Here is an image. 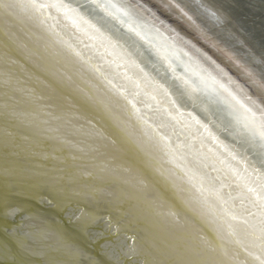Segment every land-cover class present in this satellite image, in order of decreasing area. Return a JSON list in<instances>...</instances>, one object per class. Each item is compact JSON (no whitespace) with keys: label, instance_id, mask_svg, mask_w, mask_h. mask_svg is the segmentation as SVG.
I'll return each instance as SVG.
<instances>
[{"label":"water","instance_id":"95a60500","mask_svg":"<svg viewBox=\"0 0 264 264\" xmlns=\"http://www.w3.org/2000/svg\"><path fill=\"white\" fill-rule=\"evenodd\" d=\"M201 1L207 4V7L204 5L206 9L189 0H103L109 6L114 5L113 10L128 13L126 19L138 36L117 31L114 22H99L115 38L132 43L134 49L127 42L125 45L161 82L168 81L169 73L149 47L169 59L177 72L203 78L210 87L223 83L233 89L242 88L264 101V0ZM69 2L90 17L97 15L91 0ZM249 63L254 67V71L251 69L254 74L247 67ZM11 102L14 103L10 93L0 89V172L8 169L14 173L10 178L0 176V204L7 200L9 204L23 207L26 212H36L40 221H27L23 217L0 220V264H70L68 246L80 250L79 264H158L148 245L139 239V244L132 242L131 235L136 232H129L132 224L127 213L121 212L111 224L106 217L95 213L96 223L87 229L83 227L77 216L81 209L89 212L86 209L90 208L91 198L84 187L91 182V176L83 175L71 163L68 164L60 149L38 130L40 123L35 118L31 117L32 121L22 119V128L26 131L20 130L15 120L24 116ZM47 133L52 134V131ZM23 140L27 142V148L23 147ZM28 148L36 156V153H47L50 158L38 161ZM52 156L56 159L53 160ZM36 164L43 165V170L52 169L48 176L59 178L66 199L61 201L53 196L54 206H50L37 204L29 198L33 195L32 185L36 180L30 178L25 169ZM9 182L13 185L10 189L6 187ZM70 190H76L80 195H71ZM45 194L52 195L47 191ZM40 222L51 230L42 235ZM4 227L8 231L3 230ZM13 227L17 231L10 236ZM183 227L181 224L174 226L178 230ZM17 240H23L27 249L18 248ZM261 243L264 245V240ZM130 249H136L135 253H129ZM259 249L264 254V249Z\"/></svg>","mask_w":264,"mask_h":264},{"label":"bare ground","instance_id":"6f19581e","mask_svg":"<svg viewBox=\"0 0 264 264\" xmlns=\"http://www.w3.org/2000/svg\"><path fill=\"white\" fill-rule=\"evenodd\" d=\"M28 4L29 0H0V89L10 93L11 103L24 116L15 120L20 130L26 131L22 119L35 118L38 130L68 164L91 176V182L83 178L88 181L84 188L95 211L87 206L86 210L110 218V224L121 212L130 215L129 232H136L132 242L139 244V239L148 245L158 264H260L256 255L263 258L259 247L264 245L251 230L237 228L225 237L189 211L186 197L164 178L160 154L130 119V105L114 97L94 69L59 48L33 18ZM247 67L254 71L250 63ZM50 130L52 134L47 133ZM28 149L33 158L42 160L41 153L35 152L36 156ZM150 210H167L184 227L151 226L145 222Z\"/></svg>","mask_w":264,"mask_h":264},{"label":"clouds","instance_id":"9594fccd","mask_svg":"<svg viewBox=\"0 0 264 264\" xmlns=\"http://www.w3.org/2000/svg\"><path fill=\"white\" fill-rule=\"evenodd\" d=\"M91 2L93 17L69 0H29L27 7L59 48L94 69L107 90L130 105V119L160 154L164 178L186 197L191 213L225 237L243 228L264 240V101L177 72L149 47L169 73L161 82L99 22L138 36L128 13ZM145 222L171 229L180 221L167 210H150Z\"/></svg>","mask_w":264,"mask_h":264},{"label":"snow or ice","instance_id":"6c2138e0","mask_svg":"<svg viewBox=\"0 0 264 264\" xmlns=\"http://www.w3.org/2000/svg\"><path fill=\"white\" fill-rule=\"evenodd\" d=\"M40 158L42 160H48L49 154L43 153ZM53 160L56 159L55 156L51 157ZM25 171L29 172L30 178H35L36 183L32 185L33 195L29 198L34 199L37 204L46 203L50 206H54L53 196H55L58 200L66 199L65 190L62 186H59V178H50L48 176V172L52 171V169L43 170V165L36 164L31 169H25ZM14 175V173L8 169H4L0 172V176L4 178H10ZM72 181L69 180V183ZM7 188L13 187L11 182L6 184ZM51 192L52 195H46L45 193ZM71 195H80V193L76 190H70ZM91 198V197H89ZM17 217H23L27 221L37 222L40 221L39 214L36 212H26L25 209L19 205L9 204L7 200H5L2 204H0V220H14ZM78 220H81L82 225L85 229H87L92 224L96 223L97 217L92 214L86 212L84 209H81L80 215L77 216ZM106 219H110L107 218ZM40 233L42 235L46 234L51 229L45 225L43 222H40ZM118 231V227L115 228ZM5 231H8L6 227H4ZM17 231L16 228H12L9 231V235L12 236ZM17 247L21 250H26L27 245L23 240H17ZM67 255L70 258V264H79V257L81 255L80 250L75 248L74 246H68ZM63 264V262H61Z\"/></svg>","mask_w":264,"mask_h":264}]
</instances>
